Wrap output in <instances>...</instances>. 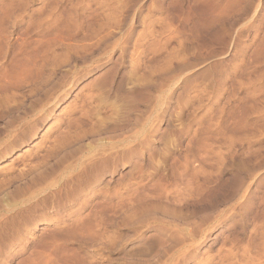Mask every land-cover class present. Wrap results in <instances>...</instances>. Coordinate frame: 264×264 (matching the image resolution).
<instances>
[{
	"label": "rangeland",
	"instance_id": "1",
	"mask_svg": "<svg viewBox=\"0 0 264 264\" xmlns=\"http://www.w3.org/2000/svg\"><path fill=\"white\" fill-rule=\"evenodd\" d=\"M0 37V99L39 82L0 140V264H264V0H0Z\"/></svg>",
	"mask_w": 264,
	"mask_h": 264
},
{
	"label": "bare ground",
	"instance_id": "2",
	"mask_svg": "<svg viewBox=\"0 0 264 264\" xmlns=\"http://www.w3.org/2000/svg\"><path fill=\"white\" fill-rule=\"evenodd\" d=\"M7 9H8V8H7ZM15 10H16V9H15ZM50 14H51V13H50ZM66 21H67V20H66ZM11 23H12L13 25H15V24H14L15 22H14V23L11 22ZM12 24H11V25H12ZM37 24H38V23H37ZM13 25H12V27H13ZM15 26H16V25H15ZM37 26H38V25H37ZM2 30H3V29H2ZM2 30H1V31H2ZM3 37H4V35H3ZM0 39H1V37H0ZM67 39H68V38H67ZM1 40H2V42H3V39H1ZM7 44H9V43H7ZM8 46H9V45H8ZM67 47H68V46H67ZM9 49H10V48H9ZM9 49H8V50H9ZM2 52H3V51H2ZM2 55H3V54H2ZM3 58H4V57H3ZM45 62H46V61H45ZM42 65H44V64H42ZM42 65H41V66H42ZM41 66H40V68L43 67V66H42V67H41ZM45 66H46V65H45ZM20 68H21V67H20ZM43 68H44V67H43ZM2 71H3V70H2ZM3 72H4V71H3ZM21 73H22V72H21ZM25 75H26V74H25ZM35 75H36V74H35ZM39 75H40V74H39ZM42 76H43V75L41 74L40 77H42ZM23 77H24V76H23ZM33 77H35V76H33ZM38 77H39V76H38ZM46 77H47V76H46ZM46 77L44 76V78H46ZM36 78H37V76H36ZM36 78H32L33 82L36 81V80H35ZM25 79H28V78L26 77ZM30 79H31V78H30ZM37 79H39V78H37ZM32 80H31V81H32ZM34 80H35V81H34ZM40 80H41V79H40ZM43 80H44V79H43ZM26 81H27V80H25V83H27ZM28 81H29V80H28ZM46 81H48V79H47ZM46 81H45V82H46ZM69 81H70V79H69ZM21 82H22V81H21ZM21 82L18 83V84L21 85ZM23 82H24V81H23ZM36 82H38V81H36ZM36 82H35V84H33L32 82H30V83L28 82L29 85L27 84L28 87H27V90L25 89V91H22V90H23L22 88H24V86H23L22 88H21V87H17V88L15 89V91H14L15 93H10V94H11V97H12V100H13L14 102H12V101H10V100H9V102H7L8 100L5 99L4 96H3L4 99H0V118H1L2 120H4V119H8V120H6V122L4 123L5 125H4V128H3L4 131L7 132V133H6L2 138H0V140H2V144L4 143L5 145L9 146V147L7 148V150L10 148V146L12 147V149L14 148V146L17 144L18 140L21 139V137H22L21 135H22V134H24V136H25V135H26V136L28 135V134H25V133L23 132V130H21V129H24V126H23V124H21L18 115L20 114L19 112L22 110V100H23V99L27 100L28 97L30 98V96H28V95H32L33 92L36 91V87H37ZM43 82H44V81H43ZM45 82H44V83H45ZM31 83H32V84H31ZM38 84H39V82H38ZM15 85H16V84H15ZM24 85H26V84H24ZM27 85H26V86H27ZM17 86H19V85H17ZM26 86H25V87H26ZM15 87H16V86H15ZM9 88H10V87H9ZM20 88H21L22 90H20ZM13 89H14V87H13ZM30 93H31V94H30ZM6 96H7V95H6ZM1 97H2V96H1ZM11 97H10V98H11ZM25 100H23V101L25 102ZM8 103H9L10 105H8ZM11 103H12V104H11ZM23 105H24V104H23ZM35 105H36V104H35ZM31 108H32V107H31ZM83 110H84V109H83ZM84 113H85V112H84ZM46 114H47V113H46ZM29 117H31V116H29ZM34 117H35V116H34ZM44 117H45V116H44ZM107 118H108V117H107ZM1 119H0V120H1ZM33 119H34V118H33ZM102 119H103V118H102ZM73 120H74V119H73ZM103 120H104V119H103ZM113 120H115V119H113ZM32 121H33V120H32ZM38 121H39V120H38ZM38 121H37V122H38ZM104 121H106V120H104ZM108 121H109V120H108ZM118 121H119V120H118ZM35 122H36V119H35ZM30 123L32 124V122H30ZM38 123H39V122H38ZM110 123H111V122H110ZM34 124H36V123H34ZM69 124H70V123H69ZM21 125H22L23 127H22ZM25 125H27V124L25 123ZM29 125H30V124H29ZM100 125H101V124H100ZM10 126H12V127H10ZM71 126H72V125H71ZM8 127L12 128V129H8ZM21 127H22V128H21ZM31 127H32V125H31ZM68 127H69V126H68ZM25 128H26V127H25ZM29 128H30V127H28V129H29ZM32 128H33V127H32ZM99 129H100V128H99ZM109 129H110V128H109ZM26 130H27V129H26ZM29 130H30V129H29ZM29 130H28V131H29ZM31 130H32V129H31ZM62 130H64V129H62ZM28 131H25V132H28ZM67 131H68V130H67ZM90 131H91V130H90ZM30 132H32V131H30ZM70 132H72V131H70ZM62 133H64V132H62ZM65 133H67V132H65ZM92 133H93V132H92ZM95 133H96V132H95ZM29 134H30V133H29ZM32 134H33V133H32ZM69 134H70V133H69ZM69 134H68V135H69ZM93 134H94V133H93ZM93 134H92V135H93ZM98 134H99V133H98ZM98 134H96V135H98ZM2 135H3V134H2ZM61 135H62V134H61ZM63 135H64V134H63ZM66 135H67V134H65L64 139L67 137ZM71 135L73 136V135H75V133L72 132ZM92 135H91V136H92ZM72 136H71V137H72ZM75 136H78L77 133H76ZM75 136H73V137H75ZM82 136H83V135H82ZM28 137H29V136H28ZM59 137H60V136H59ZM59 137H58V138H59ZM73 137H72V138H73ZM84 137H85V136H84ZM25 138H26V137H25ZM60 138L62 139V141H63L62 143L64 144V141H65V140L63 139V137H60ZM69 138H70V136H69ZM72 138H71V139H72ZM61 139H59V141H60ZM73 139H74V138H73ZM76 139H77V138H76ZM69 140H70V139H69ZM52 141H53V140H52ZM66 141H67V140H66ZM50 142H51V141H50ZM55 142H56V141H55ZM126 142H127V141H126ZM59 143L62 144L61 141H60ZM59 143H58V142H57V144H56V143H55V144L53 143V145H55L56 148H55L54 146H52V147L50 148V149H51L50 152H49L48 150H46V151H48V152H46V154L44 153V154H45L44 156H43V154H42V156L40 155V156H41L40 159H41L42 161H44L45 158L48 159V160H50V159H52V158H55L58 154H60L59 152H62L61 150H63V151L66 150V149H61V150H60V148H61V147H64V146H63V145L59 146V145H60ZM2 144H1V145H2ZM4 144H3V145H4ZM58 144H59V145H58ZM66 144H70V143H66ZM1 145H0V146H1ZM3 145H2V146H3ZM13 145H14V146H13ZM56 145H58V146H56ZM2 146H1V147H2ZM50 146H51V145H50ZM77 146H78V145H75L74 147H77ZM4 147H5V146H4ZM67 147H68V146H67ZM70 147H72V149H70V151L72 150V151L76 152L77 154H78V152L81 153V152L83 151V150H82V151L80 152L79 150H74V149H73V148H74L73 145H72V146L70 145L67 149H69ZM109 147H110V146H109ZM2 148H3V147H2ZM5 148H6V147H5ZM80 148H81V146H80ZM80 148H79V149H80ZM48 149H49V147H48ZM81 149H82V148H81ZM195 149H196V148H195ZM105 150H106V149H105ZM0 151H1V150H0ZM2 151H3V150H2ZM4 151H5V150H4ZM66 151H68V150H66ZM66 151H65V152H66ZM103 151H104V149H103ZM52 152H53V154H51V157H52V155H54V154H56V156L54 155L55 157H52V158H50V159L47 158V157H49L48 154H50V153H52ZM131 152H132V151H131ZM3 153H4V152H3ZM70 153L72 154V152H70ZM76 153H75V156H76ZM82 153H83V152H82ZM61 154H62L61 157L63 156L64 159L66 158L65 156H68L67 153H64V154L61 153ZM102 154H103V153H102ZM110 154H111V153H110ZM129 154H130V153H129ZM1 155H2V154H0V156H1ZM3 155H4V154H3ZM64 155H65V156H64ZM79 155H80V154H79ZM95 155H96V154H95ZM103 155H104V154H103ZM103 155H99L100 157H96V156L94 157V156H92V158H94V159H91V157H90L91 155H90V156H88V157H90V158H88V159H91V160H92L91 162L89 161L90 163H88V162H85L86 164H85L84 162H83L84 164L81 163V165H80L81 168H80V170H79V168H78L77 173H75L76 171H74V170H73L74 172H73L72 170H71V171L73 172V174H74V173L76 174V175H75L76 177H77V175H78V176H79V175L82 176V174H83L82 177H84V174L87 175L86 172H88L87 170H88V167H89V166L92 167V168H90V170H91V169L94 170V169L96 168L95 170H98V172H99V169H102V168L106 165V162L108 161V159H112V160L115 159V162H116V157L114 158L113 155H112L113 157H111V155H109V157H107L108 155L106 154V155H107L106 157H101V156H103ZM118 155H119V153H118ZM123 155H124V154H123ZM23 156H24V155H23ZM34 156H36V155H34ZM69 156H70V154H69ZM73 156H74V153H73ZM73 156H71L70 160H71V159H72V160H74V159L79 160V159H77V156H76V157H75V156L73 157ZM84 156H85V155H83V157H84ZM32 157H33V156H32ZM57 157H58V156H57ZM20 158H21V157H20ZM24 158H25V157H24ZM24 158H23V159H24ZM35 158L38 159V156H36ZM68 158H69V157H67V159H68ZM73 158H74V159H73ZM78 158H79V157H78ZM85 158H86V157H85ZM117 158H119V157H117ZM195 158H196V157H195ZM31 159H32V158H30V160H31ZM61 159H62V158H61ZM67 159H65V161H66ZM81 159H82V157H81ZM88 159H86V160L88 161ZM33 160H34V158H33ZM70 160H68V162H67V161H66V162L64 161V163H63V162H58V161H56L55 164H56L57 166H56L55 164H53V165L56 166V167H60L61 169H60V170L58 169L59 172H60V174L64 173V175H65V172H67L69 169L72 168V167H70V166H74V165H70V163H72V160H71V162L69 163ZM84 160H85V159H84ZM27 161H28V160H27ZM36 161H37V160H36ZM42 161H40V163H41ZM53 161H54V160H53ZM59 161H60V157H59ZM0 162H1V161H0ZM34 162H35V161H34ZM38 162H39V160H38ZM47 162H48V161L45 162L44 166H46V163H47ZM73 162H75V161H73ZM81 162H82V161H81ZM40 163H39V164H40ZM42 163H43V162H42ZM48 163H49V162H48ZM48 163H47V164H48ZM65 163H69V164H67V165H62V164H65ZM75 163H76V162H75ZM77 163H78V162H77ZM28 164H29V162H28ZM30 164H31V163H30ZM39 164H35V166H36V165L38 166ZM49 164H50V163H49ZM73 164H74V163H73ZM109 164H110V163H109ZM42 165H43V164H42ZM42 165H41V166H42ZM51 165H52V164H51ZM51 165H49L50 167H46V168L44 167V170L39 171V173H37V171H36V167L33 168V166H32V167L30 166L32 169H34V171H36L35 173H37V174H35L36 177L34 176V178H31V180L34 179L35 182L38 183V181L40 180L39 178H40L41 176H44V175H45L47 169H48V171L50 170V171L54 172V168H55V167L53 168V166H51ZM78 165H79V164H78ZM23 166H24V165H23ZM47 166H48V165H47ZM61 166H62V167H61ZM75 166H77V165H75ZM110 166H112V165H110ZM39 167H40V166H38L37 168H39ZM69 167H70V168H69ZM107 167H108V166H107ZM138 167H139V166H138ZM24 168H25V167H24ZM41 168L43 169V166L40 167V170H41ZM104 168H105V167H104ZM28 169H29V168H28ZM32 169H31V171H32ZM110 169H111V168H110ZM55 170H56V168H55ZM58 170H57V172H58ZM90 170H89V171H90ZM95 170H94V171H95ZM111 170H112V169H111ZM18 171H19V170H18ZM29 171H30V170H29ZM34 171H33V172H34ZM69 171H70V170H69ZM69 171H68V172H69ZM102 171H103V170H102ZM112 171H113V170H112ZM186 171H187V170H186ZM23 172H24V171H23ZM57 172L55 171V173H53V175H54V174L56 175ZM72 172H71V173H72ZM90 172H92V171H90ZM90 172H88V173H90ZM95 172H96V171H95ZM98 172H97V173H98ZM110 172H111V171H110ZM190 172H191V171H190ZM19 173H20V172H19ZM26 173H27V170H26ZM28 173H29V172H28ZM49 173H50V172H49ZM92 173H93V172H92ZM192 173H193V172H192ZM7 174H8V173H7ZM20 174H23V173H20ZM20 174H19V175H20ZM60 174H59V175H60ZM69 174H70V172H69ZM177 174H178V173H177ZM194 174H195V173H194ZM27 175H28L29 177H31L29 174H27ZM53 175H52V176H53ZM59 175H57V176H59ZM67 175H68V174H67ZM92 175H93V174H92ZM131 175H132V174H131ZM17 176H18V175H17ZM24 176L26 177V175H24ZM24 176H23V178H24ZM28 176H27V177H28ZM46 176H47V175H46ZM50 176H51V173H50ZM57 176H56V178H57ZM71 176H72V174H71ZM73 176H74V175H73ZM73 176H72V177H73ZM75 176H74V177H75ZM27 177H26V178H27ZM38 177H39V178H38ZM47 177H49V174H48ZM53 177H54V176H53ZM62 177H63V176H62ZM183 177H184V176H183ZM194 177H195V176H194ZM18 178H19V176H18ZM20 178H22V176H21ZM20 178H19V179H20ZM26 178H25V179H26ZM37 178L39 179L38 181H36ZM41 178H43V177H41ZM51 178H52V177H51ZM79 178H80V176H79ZM190 178H191V174H190ZM198 178H199V177H198ZM48 179H50V177H49V178H46L45 180L47 181ZM52 179H53V178H52ZM57 179H58V178H57ZM61 179H62V178H61ZM61 179H60V180H61ZM64 179H65V180L62 179L61 182H60L61 186H63V187L69 183L68 178H67V179L64 178ZM69 179H70V178H69ZM71 179H72V178H71ZM83 179H84V178H82L81 180H83ZM170 179H171V178H170ZM179 179H180V178H179ZM187 179H188V178H187ZM12 180H13V179H12ZM17 180H18V179H17ZM21 180H23V179H21ZM21 180H20V182H21ZM26 180H27V179H26ZM26 180H25V182H24L25 184L27 183ZM28 180H29V179H28ZM53 180H54V179H53ZM55 180H56V179H55ZM73 180H75V179H73ZM73 180H72V181H73ZM78 180H79V179H78ZM81 180H80V181H81ZM177 180H178V179H177ZM1 181H3V178H2ZM7 181H8V180H7ZM7 181H5V183H6ZM23 181H24V180H23ZM29 181H30V180H29ZM58 181H59V179H58ZM76 181H77V180H76ZM8 182H9V181H8ZM39 182H40V181H39ZM73 182H74V181H73ZM73 182H71V180H70V183H73ZM171 182H172V181H171ZM177 182H178V181H177ZM177 182L174 181V183H177ZM185 182H186V181H185ZM185 182H184V183H185ZM28 183H29V182H28ZM28 183L26 184V186L28 185ZM32 183H33V182H31V184H32ZM70 183H69V184H70ZM1 184H2V183H0V186L2 187V185H3L4 183H3L2 185H1ZM43 184H45V183L43 182ZM55 184H56V183H55ZM179 184H180V183H179ZM29 185H30V184H29ZM58 185H59V184H58ZM188 185H189V184H188ZM19 186H20V184H19ZM24 186H25V185H24ZM26 186H25V187H26ZM30 186H32V185H30ZM34 186H35V185H34ZM53 186H54V182H53V184H52V182L49 183V181H48V183H46V184L44 185L43 188L40 187V191L42 192V191H45V190H49V188H51V187H53ZM68 186H69V185H68ZM178 186H179V185H178ZM7 187H8V186H7ZM7 187H5V188H7ZM9 187H10V186H9ZM21 187H22V185H21ZM21 187H20V189H21ZM28 187H29V186L26 187L27 189H26V188H24V189H26V191H27V190H30V189H29L30 187H29V188H28ZM35 187H36V186H35ZM176 187H177V186H176ZM187 187H188V186H187ZM2 188H3V187H2ZM18 188H19V187H18ZM56 188H59V187H56ZM60 188L62 189V187H60ZM16 189H17V188H16ZM22 189H23V188H22ZM63 189H65V188H63ZM160 189H161V188H160ZM0 190H1V189H0ZM4 190H5V189H3V191H2L3 193L6 192V190H5V192H4ZM34 190H36V188H35ZM51 190H52V188H51ZM57 190H58V189H57ZM57 190H56V191H57ZM186 190H187V189H186ZM23 191H24V190H23ZM26 191H25V192H26ZM38 191H39V189L36 190V191L33 192V193L35 194V193L38 192ZM52 191H53V190H52ZM56 191H55V192H56ZM58 191H60V190H58ZM177 191H178V190H177ZM180 191H181V190H180ZM182 191H183V190H182ZM189 191H190V189H189ZM2 192H1V193H2ZM41 192H40V193H41ZM49 192H50V191H49ZM55 192H54V193H55ZM144 192H145V191H144ZM1 193H0V194H1ZM6 193H7V192H6ZM6 193H5V194H6ZM22 193H23V192H22ZM28 193L31 194L30 192H28ZM28 193H27V194H28ZM33 193L31 194L32 196H34ZM42 193H43V192H42ZM184 193H185V192H184ZM190 193H192V192L190 191ZM9 194H10V193H9ZM9 194H8V195H9ZM19 194H20V193H19ZM51 194H52V193H51ZM55 194H56V193H55ZM55 194H54V195H55ZM58 194H59V193H58ZM71 194H72V193H71ZM144 194H146V193H144ZM174 194H175V192H174ZM178 194H179V193H178ZM186 194H187V193H186ZM3 195H4V194H3ZM6 195H7V194H6ZM31 195H29V196L31 197ZM158 195H159V194H158ZM184 195H185V194H184ZM36 196H37V195H36ZM36 196H35V197H36ZM50 196H51V195H50ZM172 196H173V195H172ZM175 196H176V195H175ZM181 196H182V194H181ZM187 196H188V195H187ZM187 196H186V197H187ZM7 197H8V196H7ZM45 197H46V196H45ZM58 197H59V196H58ZM150 197H151V196H149V197L147 196L148 202H149V199H151ZM156 197H157V196H155V198H156ZM178 197H179V195H178ZM192 197H193V196H192ZM5 198H6V197H5ZM19 198H20V197H19ZM27 198H28V197H27ZM31 198H32V197H31ZM33 198H34V197H33ZM48 198H50V197L48 196ZM48 198H47V199H48ZM51 198H53V197H51ZM51 198H50V199H51ZM145 198H146V197H145ZM145 198H144V199H145ZM162 198H163V197H162ZM168 198H169V197H168ZM171 198H172V197H171ZM14 199H15V198H14ZM24 199H25V198H24ZM29 199H30V198H29ZM35 199H36V198H34V200H35ZM47 199H46V201H48ZM50 199H49V200H50ZM140 199H141V198H140ZM140 199H139V200H140ZM152 199H153V197H152ZM173 199H174V197H173ZM0 200H1V199H0ZM26 200H27V199H26ZM37 200H38V199H37ZM37 200H36V201H37ZM39 200H41V199H39ZM161 200H162V199H161ZM169 200H170V199H169ZM178 200H179V199L177 198V200H170V201H171V202L173 201V203H174V202H178V204H179V202L182 203V201H183V200H182V201H178ZM1 201H2V200H1ZM1 201H0V202H1ZM12 201H13V200H12ZM19 201H21V200H19ZM19 201H18V202H19ZM24 201H25V200H24ZM24 201H22V202H24ZM28 201H29V200H28ZM28 201H27V202H28ZM30 201H32V200H30ZM30 201H29V202H30ZM153 201H155V199H153ZM185 201H186V200H185ZM187 201H188V200H187ZM2 202H4V201H2ZM14 202H15V201H14ZM25 202H26V201H25ZM144 202H146V201H144ZM148 202H146V203H148ZM150 202L153 203L151 200H150ZM6 203H7V202H6ZM32 203H33V202H32ZM32 203H31V204H32ZM34 203H35V202H34ZM40 203H42V201H41ZM40 203H39V204H40ZM129 203H130V202H129ZM129 203H128V204H129ZM151 203H150V204H151ZM7 204H8V203H7ZM11 204H12V203H10V206H11ZM22 204H23V203H22ZM36 204H37V202H36ZM148 204H149V203H148ZM148 204H147V205H148ZM150 204H149V205H150ZM178 204H177V205H178ZM20 205H21V204H20ZM32 205H33V204H32ZM130 205H131V204H130ZM147 205H146V206H147ZM157 205L159 206V204H157ZM157 205H155V207H157ZM177 205H176V206H177ZM179 205H180V204H179ZM1 206H2V205H1ZM10 206H7V207L9 208ZM13 206H14V205H13ZM21 206H22V205H21ZM24 206H25V205H24ZM24 206H23L22 208H24ZM26 206H27V205H26ZM39 206H40V205H39ZM185 206H186V205H185ZM187 206H189L188 203H187ZM16 207H17V205H16ZM19 207H20V206H19ZM152 207H154V206H152ZM166 207H167V206H166ZM181 207H182V204H181ZM183 207H184V206H183ZM8 208H7V209H8ZM20 208H21V207H20ZM20 208H19L18 210H21V209H22V208H21V209H20ZM120 208H122V207H120ZM141 208H142V207H141ZM184 208H186V207H184ZM25 209H26V208H25ZM148 209H149V206H148ZM148 209H147V212L145 211L144 215L147 214V213H149V211H152L151 209L148 211ZM154 209H155V208H154ZM154 209H153V210H154ZM167 209H168V208H167ZM179 209H180V208H179ZM12 210H16V209H15V208H14V209L12 208ZM18 210H17V211H18ZM119 210H120V209H119ZM144 210H146L145 207H144ZM144 210H143V211H144ZM161 210H163V209L161 208L160 211H161ZM176 210H177V209H176ZM4 211H5V210H4ZM7 211H8V210H7ZM10 211H11V210H10ZM24 211H25V210H24ZM155 211H159V207H158V209H155ZM121 212L123 213V211H120V214H121ZM162 212H164V210H163ZM167 212H168V214H167ZM167 212H166V210H165V214L168 215V216H170V215L172 214L173 211H171V212L169 213V210H168ZM176 212H177V211H176ZM179 212H180V210H179ZM5 213H6V212H5ZM11 213H13V212H11ZM22 213H23V212H22ZM117 213H118V212H117ZM133 213H134L135 216H136V213H135V212H133ZM150 213H151V216H152V213H153V212H150ZM155 213H156V212H154V214H155ZM157 213H158V215L160 216L161 212H160V214H159V212H157ZM174 213H175V212H174ZM96 214H97V213H96ZM129 214H130V213H129ZM134 214H133V216H134ZM137 214H140V213L137 212ZM165 214H164V216H163V213H162V214H161V218H162V216H163V217H166ZM11 215H12V214H11ZM122 215H125V214L123 213ZM140 215H141V214H140ZM148 215L150 216V214H148ZM177 215H178V213L176 214V217H178ZM7 216H8V215H7ZM12 216H13V215H12ZM14 216H15V215H14ZM109 216H110V215H109ZM125 216H126V215H125ZM127 216H129V215H127ZM133 216H129V218L131 217V218L134 219ZM8 217H9V216H8ZM8 217H7L6 219H4L5 221H3V223H1L2 221H0V223H1V224H0V240L3 238L4 240H3V239H2V240L4 241V243H5V239H6V237H7V234H8V232H9V230H8L7 228H5L7 225H9V224L7 223ZM122 217H123V216H121V218H122ZM171 217H172V216H171ZM11 218H12V217H11ZM124 218H125V217H124ZM154 218H156V217H154ZM168 218H169V217H168ZM174 218H175V217H174ZM178 218H179V217H178ZM12 219H13V218H12ZM102 219H103V218H102ZM126 219H127V218H126ZM133 219H131L130 221H132ZM138 219H139V216L137 217V219H135V221H136V220L138 221ZM157 219H158V218H157ZM1 220H2V219H1ZM120 220H121V219H120ZM139 220H140V219H139ZM146 220H147V219H145V221H146ZM8 221H10V220H8ZM100 221H101V219H100ZM102 221H103V220H102ZM121 221H123V219H122ZM133 221H134V220H133ZM137 221H136V222H137ZM118 222H119V221H118ZM123 222L125 223V220H124ZM128 222H129V220H128ZM136 222H135V224H134V222H132V223H133V227H134V225H135V227H136V224H137ZM138 222H139V221H138ZM141 222H142V221H140V224H141ZM87 223H88V222H87ZM119 223H120V222H119ZM124 223H122V225H124ZM145 223L147 224V221H146ZM153 223H154V222H153ZM125 224H127V222H126ZM165 224H166V223H165ZM165 224H164V225H165ZM120 225H121V224H120ZM137 225H138V224H137ZM160 225H161V224H160ZM125 226H126V225H125ZM8 227H9V226H8ZM84 227H85V226H84ZM128 227L130 228V227H132V226H128ZM139 227H140V226H139ZM126 228H127V227H126ZM136 228H138V227H136ZM136 228H134V231H136ZM161 228H162V227H161ZM164 228H165V227H164ZM10 229H11V228H10ZM71 229H72V228H71ZM12 230H13V229H12ZM14 230H15V229H14ZM78 230H79V229H78ZM132 230H133V229H132ZM161 230H162V229H161ZM163 230H164V229H163ZM167 230H168V229H167ZM15 231H16V230H15ZM76 231H77V230H76ZM134 231H133V232H134ZM175 231H176V230H175ZM70 232H71V231H70ZM178 232H179V231H178ZM194 232H196V231H194ZM194 232H192V233H194ZM169 233H170V232H169ZM181 233H182V232H181ZM17 234H18V233H17ZM172 234H174V232H173ZM177 234L180 235V233H177V232H176L175 236H176ZM183 234H184V233H183ZM183 234H181V236H182ZM20 235H21V234H20ZM8 237H9V236H8ZM182 237H183V236H182ZM177 238H179V236H178ZM11 239H12V238H11ZM180 239H181V238H180ZM186 239H187V238H186ZM2 240H1L0 242H2ZM7 240H8V238L6 239V241H7ZM9 240H10V239H9ZM9 240H8V241H9ZM14 240H15V239H14ZM183 240H184V238H183ZM11 242H13V241H11ZM15 242H16V241H15ZM2 244H3V243H2ZM163 244H164V243H163ZM0 245H1V244H0ZM10 245H11V244H10ZM115 245H116V244H115ZM156 245H157V244H156ZM3 246H4V245H3ZM3 246H1V247H3ZM153 246H154V245H153ZM9 247H10V246H9ZM164 247H165V246H164ZM6 248H7V246H6ZM138 248H139V247H138ZM0 249H1V248H0ZM3 249H4V247H3ZM164 249H165V248H164ZM19 250H21V249H19ZM151 250H152V249H151ZM162 250H163V249H162ZM167 250H168V249H167ZM17 251H18V250H17ZM153 251H154V250H153ZM2 252H4V251L2 250ZM2 252H1V253H2ZM17 254H18V252H15L14 255H17ZM1 255H2V254H1ZM164 260H165V259H164Z\"/></svg>",
	"mask_w": 264,
	"mask_h": 264
}]
</instances>
